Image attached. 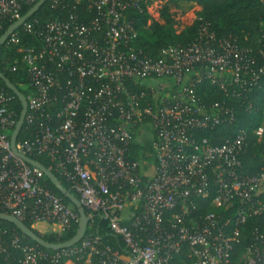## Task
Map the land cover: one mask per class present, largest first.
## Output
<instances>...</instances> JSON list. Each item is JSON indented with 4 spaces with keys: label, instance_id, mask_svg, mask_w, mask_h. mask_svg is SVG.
<instances>
[{
    "label": "built area",
    "instance_id": "2783aa9c",
    "mask_svg": "<svg viewBox=\"0 0 264 264\" xmlns=\"http://www.w3.org/2000/svg\"><path fill=\"white\" fill-rule=\"evenodd\" d=\"M38 1L0 0V32L4 20L15 23L25 5ZM47 1L52 9L64 5L67 18L26 19L4 43L21 53L9 70L25 67L28 78L23 124L29 136L17 138L15 149L30 158L46 155L48 169L70 184L87 215L97 214L125 248L100 246L85 235L50 255L23 246L19 263L92 264L96 257L100 264H175L186 247L183 264H264V234L254 232L247 242L241 237L247 219L264 213V162L246 172L239 155L247 134L233 109L218 102L207 108L195 94L202 81L222 91L234 86L236 97L250 92L264 76V51L256 50L263 64L255 66L250 48L217 37L205 22L191 44L148 57L132 45L136 31L127 17L132 9L142 11V0ZM25 35L36 47L22 41ZM161 78L172 81L162 94L151 86L139 93L128 88ZM9 100L0 88V212L62 232L79 216L41 184L40 169L12 151L17 121ZM144 123L155 159L147 171L127 158L134 128ZM220 126L230 129L221 143L194 137ZM210 178L217 189L209 205L227 208L235 201L234 215H195V200L207 197Z\"/></svg>",
    "mask_w": 264,
    "mask_h": 264
},
{
    "label": "trees",
    "instance_id": "16d2710c",
    "mask_svg": "<svg viewBox=\"0 0 264 264\" xmlns=\"http://www.w3.org/2000/svg\"><path fill=\"white\" fill-rule=\"evenodd\" d=\"M152 1H157L162 4L160 17L162 22L151 20L148 5ZM142 11L132 9L127 13V17L132 21L136 36L132 40V45L137 51H141L148 57H157L160 51L170 45H188L191 44L197 37L200 25L208 23L209 30L217 37H233L240 47L250 48L256 54L257 49L264 51V0H142ZM183 3H190V6H198L196 17L180 32H176V22L172 14L169 12L170 6H179ZM187 7V8H189ZM32 6L25 5L22 9V15H25ZM186 8V9H187ZM67 8L63 7L52 9L49 1H46L39 9L27 19L38 18L45 22L55 18H67ZM12 24L7 20L3 21V28L0 36ZM22 41L36 47V43L29 36L22 37ZM21 53L15 47L3 44L0 47V71L3 75L16 86L24 96L27 94V74L25 67L19 66L16 71H10L8 66L14 59H20ZM263 60L256 54V65H262ZM258 87L250 92H243L236 97L239 91L234 86H228L226 91L211 85L207 81L200 82L195 88V94L200 101V104L209 107L215 102L221 103L228 108H232L236 115V124L242 127L247 134L248 145L243 153L239 155L243 169L248 173L256 172L264 162V141L258 140L256 130L264 125V76L261 77ZM0 88L10 97L7 107L15 114L16 121L19 118L21 104L14 93L9 90L4 82L0 79ZM128 88L133 92L139 93L146 91L148 86L142 81L136 84L129 82ZM248 105H250L248 107ZM230 135V129L227 127H216L213 130L202 129L195 131L194 137L197 140L209 139L211 144L221 143L225 137ZM26 124L18 135V138H27ZM128 160L138 161L143 165L144 170H148L155 163L153 154V141L146 140L140 137V131L134 129L133 140L130 143L128 152ZM44 167H50L49 158L46 155L32 156ZM61 182L75 195L70 184L55 170H50ZM145 179V178H144ZM211 179L209 194L207 197L198 198L195 200L197 206L196 216H202L208 212H214L225 219L228 216L234 215L237 207V202L227 208L210 206L216 194V183ZM41 184L60 197L62 201L71 205L65 198L61 196L58 190L54 187L51 181L43 176ZM77 196V195H76ZM72 206V205H71ZM73 208V206H72ZM74 209V208H73ZM75 210V209H74ZM76 211V210H75ZM87 212V211H86ZM23 222L34 232L50 243L68 241L75 233L78 224H73L70 228L62 232H47L42 233L32 227V220L24 219ZM254 232L264 234V213L249 217L241 228V237L243 242L250 241L251 235ZM86 236L95 237L100 246L110 245L114 248L124 251L125 244L119 236L109 230L107 224L102 221L97 214H92L87 225ZM17 240L16 243L14 241ZM23 246L36 247L47 254H52L57 250L43 248L37 245L30 238L24 236L12 224L6 221H0V264H20L22 258L21 248ZM237 251L239 248L237 247ZM182 258H186V247L183 248L179 255V262L175 264H183ZM63 259L59 261L61 262ZM81 260L75 262L80 263ZM188 261V260H184ZM38 264H50V259H41ZM92 264H100L96 257H93Z\"/></svg>",
    "mask_w": 264,
    "mask_h": 264
},
{
    "label": "water",
    "instance_id": "95a60500",
    "mask_svg": "<svg viewBox=\"0 0 264 264\" xmlns=\"http://www.w3.org/2000/svg\"><path fill=\"white\" fill-rule=\"evenodd\" d=\"M46 1L47 0H39L22 18H20L15 23H13L10 27H8L6 31L0 36V47L5 43L8 36L12 32L15 31L21 25V23L24 22L28 17L33 15L39 9V7L42 6ZM0 79L4 82L5 86L14 93V95L18 98L21 104L20 115H19V118L17 120V123L15 125V128L10 138V144H11L12 151L14 152L15 155L20 157L27 164L31 166H35L38 169H40L43 175L51 181V183L58 190L61 196L65 198L73 206V208L76 210L79 216L77 229L74 235L68 241L57 242V243H50V242L45 241L43 238L37 235L32 228L28 227L23 221L15 218L12 215L0 212V221L9 222L16 229H18L24 236L30 238L37 245L43 248L51 249V250H60L62 248L71 247L75 245L76 243H78L85 236L87 225L90 220V216L87 215V212L85 208L83 207V205L81 204L79 198L73 192H71L68 188H66L62 184V182L48 168L44 167L42 164H40L35 159H32L26 155L20 154L15 149V142L23 127L24 117L27 111V101L23 93H21L19 89L7 79L1 71H0Z\"/></svg>",
    "mask_w": 264,
    "mask_h": 264
},
{
    "label": "rangeland",
    "instance_id": "374dc122",
    "mask_svg": "<svg viewBox=\"0 0 264 264\" xmlns=\"http://www.w3.org/2000/svg\"><path fill=\"white\" fill-rule=\"evenodd\" d=\"M189 6H190V3L188 4L183 3L176 7L173 5L169 7V12L172 14L173 19L176 22V25H175L176 32H180L181 30H183L196 17V12L198 11L199 7L195 5L191 7ZM161 8H162V4L157 1H152L148 5V12H149L151 20H157V21L162 22L161 17H160ZM145 82L149 83L150 84L149 86L151 85L161 86V88H165V90L172 87V81L169 79H162V78L161 79H149ZM263 120H264V115H263ZM142 138L145 139V137H142ZM258 140L264 141V125L261 127V130L258 132ZM47 232H51V231H47ZM47 232L43 231L42 233H47Z\"/></svg>",
    "mask_w": 264,
    "mask_h": 264
},
{
    "label": "crops",
    "instance_id": "0c3cea01",
    "mask_svg": "<svg viewBox=\"0 0 264 264\" xmlns=\"http://www.w3.org/2000/svg\"><path fill=\"white\" fill-rule=\"evenodd\" d=\"M143 82L146 83L145 81H143ZM146 85L149 86L150 84L146 83ZM151 87L155 88L159 94H162L165 91L170 89L169 88V89L165 90V88H161V86H154V85H151ZM134 129L140 131V137L141 138L145 137L146 140H150V141L153 140V134L150 130V125L148 123H144L142 125H139L138 128H134ZM146 135H148V136H146ZM32 227H34L35 229H37L40 232L56 231L57 230V227L49 225V224L44 223V222L33 223Z\"/></svg>",
    "mask_w": 264,
    "mask_h": 264
}]
</instances>
